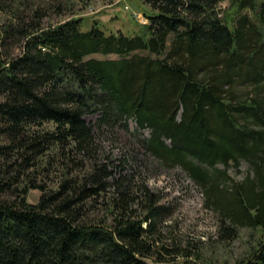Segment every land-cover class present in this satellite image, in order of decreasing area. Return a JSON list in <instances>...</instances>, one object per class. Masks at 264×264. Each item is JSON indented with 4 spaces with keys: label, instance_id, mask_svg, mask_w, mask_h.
Instances as JSON below:
<instances>
[{
    "label": "trees",
    "instance_id": "1",
    "mask_svg": "<svg viewBox=\"0 0 264 264\" xmlns=\"http://www.w3.org/2000/svg\"><path fill=\"white\" fill-rule=\"evenodd\" d=\"M36 1H0V264H217L191 250L168 260L160 195L96 158V130L130 119L200 187L219 235L260 230L238 264H264V0H144L135 35L84 31L78 17L46 25ZM11 39L20 54L3 52Z\"/></svg>",
    "mask_w": 264,
    "mask_h": 264
},
{
    "label": "rangeland",
    "instance_id": "2",
    "mask_svg": "<svg viewBox=\"0 0 264 264\" xmlns=\"http://www.w3.org/2000/svg\"><path fill=\"white\" fill-rule=\"evenodd\" d=\"M36 3L48 9V15L43 19L46 25L78 17L82 18L84 31L90 30L97 21L107 33L121 30L126 35L142 34L145 31V24L137 20L134 12L147 15L152 12L144 0H37ZM220 5L223 9L227 8L229 0ZM2 50L9 55H18L22 52V40H8ZM93 56L105 58L101 54ZM97 116L87 114L85 119L94 124ZM128 123V129L118 128L113 131L105 128L100 133L96 130L95 156L101 163L108 164L115 171V176L122 174L132 181L133 186L144 184L150 191L160 195L161 204L171 212L160 227V245L170 250L161 249L162 254L168 260L177 257V261H181L183 257H173L175 253L171 254V251L191 250L192 253L200 252L205 259L217 264H238L246 258L257 245L260 230L241 227L234 238H226L228 233L225 232L219 235V216L205 206V194L200 187L184 169L163 164L144 148L140 136L149 137L150 129H140L132 119ZM138 130L142 133H138ZM249 170V163L244 161L230 168V173L235 181H240ZM58 174L53 173L47 178L50 186L56 187ZM40 196L39 189H31L27 199L30 203H36ZM173 263L174 260H169L162 264Z\"/></svg>",
    "mask_w": 264,
    "mask_h": 264
},
{
    "label": "built area",
    "instance_id": "3",
    "mask_svg": "<svg viewBox=\"0 0 264 264\" xmlns=\"http://www.w3.org/2000/svg\"><path fill=\"white\" fill-rule=\"evenodd\" d=\"M134 16L137 18V20L140 23H142V24H148L147 17L145 16V14H143L141 12H134Z\"/></svg>",
    "mask_w": 264,
    "mask_h": 264
}]
</instances>
